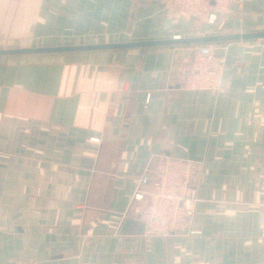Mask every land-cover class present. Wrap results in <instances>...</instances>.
<instances>
[{
  "label": "crops",
  "instance_id": "1",
  "mask_svg": "<svg viewBox=\"0 0 264 264\" xmlns=\"http://www.w3.org/2000/svg\"><path fill=\"white\" fill-rule=\"evenodd\" d=\"M223 11L264 31V0ZM206 27L160 0H0V48ZM215 43L221 92L171 84L194 44L0 56V264H264V38ZM156 154L204 170L192 224L145 239L120 219Z\"/></svg>",
  "mask_w": 264,
  "mask_h": 264
},
{
  "label": "built area",
  "instance_id": "2",
  "mask_svg": "<svg viewBox=\"0 0 264 264\" xmlns=\"http://www.w3.org/2000/svg\"><path fill=\"white\" fill-rule=\"evenodd\" d=\"M160 1L169 11L195 19L205 18L208 23H214L223 5H242L244 0ZM223 71V61L216 55L215 46L201 43L193 47L188 61L172 75L171 84L192 91L221 92ZM203 170L202 160L153 155L144 173L137 179L120 224L126 218L142 223L144 229L140 235L145 239L181 232L193 222L196 204L200 200L198 191Z\"/></svg>",
  "mask_w": 264,
  "mask_h": 264
},
{
  "label": "water",
  "instance_id": "3",
  "mask_svg": "<svg viewBox=\"0 0 264 264\" xmlns=\"http://www.w3.org/2000/svg\"><path fill=\"white\" fill-rule=\"evenodd\" d=\"M264 38V31L253 32H233L220 33L209 35H195V36H174L164 39L152 40H137L124 41L112 43H90V44H76V45H60V46H41V47H17V48H0V56L15 55V54H35V53H51V52H66V51H80V50H97V49H120L132 47H148L160 45H187V44H201L213 42H230L236 40H249ZM179 85H177L178 87ZM144 225L137 223L132 218H126L121 225V232H136L142 234Z\"/></svg>",
  "mask_w": 264,
  "mask_h": 264
},
{
  "label": "rangeland",
  "instance_id": "4",
  "mask_svg": "<svg viewBox=\"0 0 264 264\" xmlns=\"http://www.w3.org/2000/svg\"><path fill=\"white\" fill-rule=\"evenodd\" d=\"M228 3L227 4H225V5H223L222 7L223 8H221V9H219V11H221V12H224L223 10H226V9H228ZM163 6L165 7V4L163 3ZM237 6H240V5H238L237 4ZM166 8V7H165ZM167 9V8H166ZM168 11H169V9H168ZM171 12V14H174V15H182L181 13H175V12H172V11H170ZM217 19H218V14L216 15V20H215V22L214 23H211V25H213V26H215V27H210V28H208V27H206V28H204V29H197V30H195V31H191L190 33H186V35L185 36H195V35H209V34H220V33H232V32H220L219 30H218V26L217 25H215V23L217 22ZM198 20H200L202 23H205L206 22V19L205 18H199ZM184 36V37H185ZM262 39V38H261ZM249 40H252V39H249ZM208 44H212L213 46H215L216 45V43L215 42H213V43H208ZM195 45H197V44H194V45H191V46H195ZM214 48V47H213Z\"/></svg>",
  "mask_w": 264,
  "mask_h": 264
}]
</instances>
